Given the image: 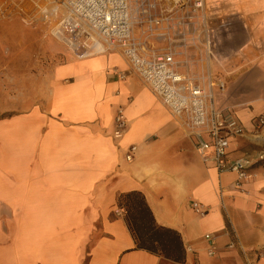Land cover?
Instances as JSON below:
<instances>
[{"label":"crops","instance_id":"obj_1","mask_svg":"<svg viewBox=\"0 0 264 264\" xmlns=\"http://www.w3.org/2000/svg\"><path fill=\"white\" fill-rule=\"evenodd\" d=\"M204 2L220 19L223 55L182 46L179 36L173 49L193 79L223 78L216 104L245 126L229 155H248L237 147L259 142L252 118L264 111V0ZM2 17L0 264H264V169L251 167L255 177L237 187L234 172L203 162L150 88L134 74L118 77L127 67L118 50L76 57L50 42L36 53L37 29ZM118 109L126 123L115 138ZM133 190L157 224L180 234L182 262L136 247L117 206Z\"/></svg>","mask_w":264,"mask_h":264},{"label":"built area","instance_id":"obj_2","mask_svg":"<svg viewBox=\"0 0 264 264\" xmlns=\"http://www.w3.org/2000/svg\"><path fill=\"white\" fill-rule=\"evenodd\" d=\"M11 1L17 6L23 1L30 3L38 9L36 13L42 20L55 17L52 34L76 57L118 50L127 64L124 71L118 72V77L138 76L181 121L203 162L218 173L234 172L237 187L252 177L254 161L249 155H229L230 143L245 133V126L232 109L216 104L215 93L224 90L225 81L218 75H207L200 80L188 76L180 70L176 56L179 52L173 49L179 36L178 43L182 46L199 43L206 54H211L208 42H201L199 32L194 33L199 26H203L201 34L206 30L203 0H140L136 10L132 9L131 0H9V3ZM5 5V0H0L2 16ZM133 14L142 18L138 27ZM187 30L191 31V37L185 42ZM161 43L166 45L159 48L157 45ZM125 123L122 110L118 109L115 138L121 136ZM263 125L264 115L260 114L253 122V129L258 130ZM134 150L135 146L130 145L125 158L130 160ZM263 157L264 154H259L258 159ZM191 206L200 214L207 211L195 201ZM203 236L209 242L208 254L212 255V235Z\"/></svg>","mask_w":264,"mask_h":264},{"label":"rangeland","instance_id":"obj_3","mask_svg":"<svg viewBox=\"0 0 264 264\" xmlns=\"http://www.w3.org/2000/svg\"><path fill=\"white\" fill-rule=\"evenodd\" d=\"M138 1L140 0H131L132 9L135 8L136 10ZM150 1L153 2V0H150ZM161 1L166 2L167 0H159V2ZM191 2H193V0H191ZM5 4H6L5 5L6 8L4 10V14L2 17L4 21L10 22L12 20V21L18 22L19 24L27 28L31 29L34 26L35 27L34 29H37V33H36V30H34L36 33L35 34L36 53L39 52L40 49H42L43 44L45 45L47 43L50 44V42H54L57 46H59V43H60L61 47L63 46L65 49H67L60 41L56 39V37L51 32L56 22L55 17L49 18L48 20H42L38 18V15L36 13L38 9H35L33 6H31L30 3L26 1H23L21 4H19V6L15 5L14 1H11V3H9V0H5ZM204 4L206 7L207 4L205 2ZM205 12H206V16L204 20L205 21L204 25H206V30L202 34L203 39H200V41L201 42L204 41L205 43L208 42L210 52L212 53L211 55H216L217 57V55L221 54L222 56L226 48L225 47L223 48V41L220 39L221 27H222L220 23V19L214 17V15H211L210 7L205 8ZM29 15H30V19H29ZM133 19L135 20V24L137 22L136 27H138V23L141 22L142 18H140L137 14H133ZM165 45L166 43H161L157 46H159L160 48V47H164ZM202 47L204 48L203 45ZM67 51L71 53L68 49ZM177 59H178L179 64H183V66H185V62L184 60L181 59L180 56H177ZM188 69L190 70V66L188 67ZM194 69L195 71L193 73H197L198 71L196 70V68ZM0 107L4 108V111L3 110L0 111V115L8 112L6 111V108H8L9 106H0ZM19 107L22 109L28 106H19ZM260 114L264 115V111ZM258 115L252 118V122H254L255 118ZM253 133L255 137L257 138V140H259V142L245 143L242 145V147H237V149L240 148L242 152L248 154L249 157L253 159L254 163L252 165V168L260 167L264 169V157L261 159H258L259 154H264V125L258 130H254ZM251 173H252L251 178L255 177V173L254 172H251Z\"/></svg>","mask_w":264,"mask_h":264},{"label":"trees","instance_id":"obj_4","mask_svg":"<svg viewBox=\"0 0 264 264\" xmlns=\"http://www.w3.org/2000/svg\"><path fill=\"white\" fill-rule=\"evenodd\" d=\"M117 206L123 210L136 247L172 261H183L184 247L180 234L156 223L141 192L133 190L119 194Z\"/></svg>","mask_w":264,"mask_h":264}]
</instances>
